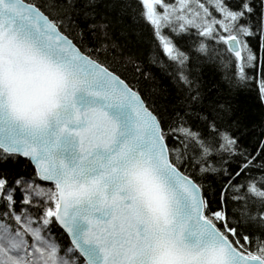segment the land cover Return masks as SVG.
<instances>
[{"label":"snow or ice","instance_id":"snow-or-ice-1","mask_svg":"<svg viewBox=\"0 0 264 264\" xmlns=\"http://www.w3.org/2000/svg\"><path fill=\"white\" fill-rule=\"evenodd\" d=\"M257 63L264 0H0V264H264V139L204 75Z\"/></svg>","mask_w":264,"mask_h":264},{"label":"trees","instance_id":"trees-1","mask_svg":"<svg viewBox=\"0 0 264 264\" xmlns=\"http://www.w3.org/2000/svg\"><path fill=\"white\" fill-rule=\"evenodd\" d=\"M168 2H173V0H168ZM113 24L114 26L110 29L112 39L123 46L126 54L131 53L146 67H149V56L154 49L151 28L143 21H133L130 16L124 17L120 23H116L114 18ZM250 46L259 56L258 41L250 40ZM117 67L123 76L128 79L132 78L131 68L125 70L119 65ZM152 71L158 76L161 75L158 68L153 67ZM234 71V65L230 69L207 66L204 69V75L206 81L213 82L215 87L220 90L222 98L229 100L234 106V118L239 119L242 124L240 131L244 132L247 129L245 135L241 136L242 146L251 150L259 139H264V136L261 135V131L264 129V103L261 102L259 93V82L264 77H262L260 65L257 63L256 68L246 69L249 77L247 87L241 86L230 91L225 75L226 72ZM232 166L235 167V164ZM206 183L214 188L218 187L219 176H209Z\"/></svg>","mask_w":264,"mask_h":264}]
</instances>
